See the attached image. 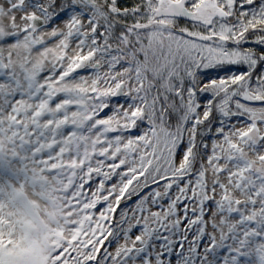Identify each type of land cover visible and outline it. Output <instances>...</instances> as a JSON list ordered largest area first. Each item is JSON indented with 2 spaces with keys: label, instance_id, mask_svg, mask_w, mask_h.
<instances>
[{
  "label": "snow or ice",
  "instance_id": "snow-or-ice-1",
  "mask_svg": "<svg viewBox=\"0 0 264 264\" xmlns=\"http://www.w3.org/2000/svg\"><path fill=\"white\" fill-rule=\"evenodd\" d=\"M0 264H264V0H0Z\"/></svg>",
  "mask_w": 264,
  "mask_h": 264
},
{
  "label": "rangeland",
  "instance_id": "rangeland-1",
  "mask_svg": "<svg viewBox=\"0 0 264 264\" xmlns=\"http://www.w3.org/2000/svg\"><path fill=\"white\" fill-rule=\"evenodd\" d=\"M117 212H119V209L117 210ZM102 251H103V249H102Z\"/></svg>",
  "mask_w": 264,
  "mask_h": 264
}]
</instances>
